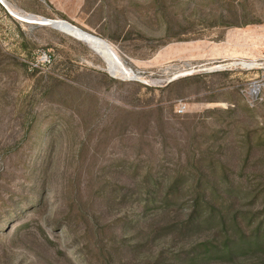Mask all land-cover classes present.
I'll use <instances>...</instances> for the list:
<instances>
[{
	"label": "rangeland",
	"instance_id": "1",
	"mask_svg": "<svg viewBox=\"0 0 264 264\" xmlns=\"http://www.w3.org/2000/svg\"><path fill=\"white\" fill-rule=\"evenodd\" d=\"M0 264H264V0H0Z\"/></svg>",
	"mask_w": 264,
	"mask_h": 264
},
{
	"label": "bare ground",
	"instance_id": "2",
	"mask_svg": "<svg viewBox=\"0 0 264 264\" xmlns=\"http://www.w3.org/2000/svg\"><path fill=\"white\" fill-rule=\"evenodd\" d=\"M16 17V16H15ZM32 18H34V17H27V19L25 20V19H22V18H18L19 20H21V21H23V22H26V23H30V22H28L27 20H30V19H32ZM46 22V21H45ZM44 21H42V22H40V21H38L37 23L38 24H40V25H43V24H45V26H49V23H51L52 25H56V24H58V26L60 27V28H63V29H73L74 27L70 24V25H68L67 23H55V22H49V21H47V23H45ZM35 23V22H34ZM73 30H75V29H73ZM78 32H79V34L81 35V36H84V34L81 32V31H79L78 30ZM86 42V41H85Z\"/></svg>",
	"mask_w": 264,
	"mask_h": 264
},
{
	"label": "water",
	"instance_id": "3",
	"mask_svg": "<svg viewBox=\"0 0 264 264\" xmlns=\"http://www.w3.org/2000/svg\"><path fill=\"white\" fill-rule=\"evenodd\" d=\"M68 25H70V24L68 23ZM49 26L52 27L51 23H49ZM53 28L56 29V30H59V31H61V32H65V31L62 30L61 28H57V27H53Z\"/></svg>",
	"mask_w": 264,
	"mask_h": 264
},
{
	"label": "built area",
	"instance_id": "4",
	"mask_svg": "<svg viewBox=\"0 0 264 264\" xmlns=\"http://www.w3.org/2000/svg\"><path fill=\"white\" fill-rule=\"evenodd\" d=\"M43 57H44V58H46V55H45V54H43ZM255 96L257 97V95H255Z\"/></svg>",
	"mask_w": 264,
	"mask_h": 264
}]
</instances>
